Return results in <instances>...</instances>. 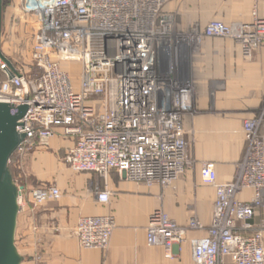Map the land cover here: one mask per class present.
<instances>
[{
	"label": "built area",
	"instance_id": "obj_1",
	"mask_svg": "<svg viewBox=\"0 0 264 264\" xmlns=\"http://www.w3.org/2000/svg\"><path fill=\"white\" fill-rule=\"evenodd\" d=\"M168 1L25 0L37 26L31 63L0 56V102L28 106L17 126L26 138L10 160L20 212L61 196L55 184L21 185L27 158L57 134L73 141L65 164L105 179L116 171L128 181L167 187L193 165L184 128L193 110L192 50L207 38L229 37L252 59L264 45V17L255 9L250 22L211 19L185 32L166 10ZM63 63L79 64L78 76ZM243 134L246 152L231 181H219L213 162L203 164V183L217 191L211 225L196 216L179 224L159 208L147 226L149 245L173 258L188 232L206 230L193 241L196 264H264V107L244 121ZM245 190L252 191L249 199H242ZM110 196L108 188L97 192L100 202ZM115 227L113 214L88 215L76 234L82 247L105 251Z\"/></svg>",
	"mask_w": 264,
	"mask_h": 264
},
{
	"label": "crops",
	"instance_id": "obj_2",
	"mask_svg": "<svg viewBox=\"0 0 264 264\" xmlns=\"http://www.w3.org/2000/svg\"><path fill=\"white\" fill-rule=\"evenodd\" d=\"M24 3L10 0L3 15L2 51L16 65H30L28 54L37 30ZM165 8L177 15L179 29L185 32L211 19L250 22L255 9L264 17V0L258 4L254 0H169ZM191 63L193 110L185 114L184 128L193 165L170 186H148L122 179L116 171L107 179L76 172L62 159L73 146L70 138L57 134L40 141L27 158L25 185L32 189L55 184L61 196L42 206L31 203L19 212L16 247L20 264H196L193 241L204 237L206 230L188 232L186 240L175 247L174 257L168 258L162 246L147 242L149 219L160 208L179 224L196 216L206 228L211 225L217 191L203 183V164L213 162L221 182L235 177L247 148L244 121L264 107V45L247 59L233 39L207 38L192 50ZM63 65L75 76L80 73L79 64ZM107 188L110 199L100 202L97 192ZM251 194L245 190L242 199ZM106 214L116 220L108 249L82 247L76 234L81 217Z\"/></svg>",
	"mask_w": 264,
	"mask_h": 264
},
{
	"label": "water",
	"instance_id": "obj_3",
	"mask_svg": "<svg viewBox=\"0 0 264 264\" xmlns=\"http://www.w3.org/2000/svg\"><path fill=\"white\" fill-rule=\"evenodd\" d=\"M3 7L0 0V56L9 62L2 51ZM27 109V105L0 102V264L21 262L16 247L19 187L10 172V160L26 138L18 132L17 126Z\"/></svg>",
	"mask_w": 264,
	"mask_h": 264
},
{
	"label": "trees",
	"instance_id": "obj_4",
	"mask_svg": "<svg viewBox=\"0 0 264 264\" xmlns=\"http://www.w3.org/2000/svg\"><path fill=\"white\" fill-rule=\"evenodd\" d=\"M10 172H11V174H12V176H13L14 178L17 177L18 172H17V170H16L12 165H10ZM25 180H26V179L23 180V182H22L21 185L27 190L28 188H27L26 185H25Z\"/></svg>",
	"mask_w": 264,
	"mask_h": 264
},
{
	"label": "rangeland",
	"instance_id": "obj_5",
	"mask_svg": "<svg viewBox=\"0 0 264 264\" xmlns=\"http://www.w3.org/2000/svg\"><path fill=\"white\" fill-rule=\"evenodd\" d=\"M3 4H4V7H3V15H4L5 10L7 9L8 5L10 4V0H3Z\"/></svg>",
	"mask_w": 264,
	"mask_h": 264
}]
</instances>
